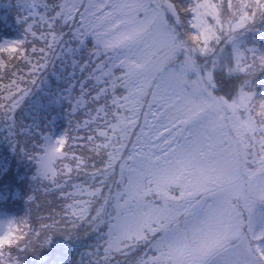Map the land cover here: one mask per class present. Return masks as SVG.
<instances>
[{"label": "snow or ice", "instance_id": "obj_1", "mask_svg": "<svg viewBox=\"0 0 264 264\" xmlns=\"http://www.w3.org/2000/svg\"><path fill=\"white\" fill-rule=\"evenodd\" d=\"M0 144V264H264V0H7Z\"/></svg>", "mask_w": 264, "mask_h": 264}, {"label": "rangeland", "instance_id": "obj_2", "mask_svg": "<svg viewBox=\"0 0 264 264\" xmlns=\"http://www.w3.org/2000/svg\"><path fill=\"white\" fill-rule=\"evenodd\" d=\"M6 2H7V0H6ZM6 2H2L1 0H0V7H2V3H6ZM48 199H53V197H48Z\"/></svg>", "mask_w": 264, "mask_h": 264}]
</instances>
